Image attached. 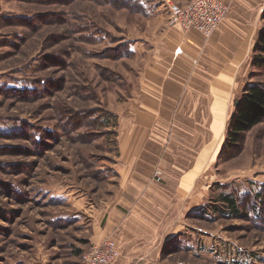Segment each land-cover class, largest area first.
I'll return each instance as SVG.
<instances>
[{
  "label": "rangeland",
  "instance_id": "obj_1",
  "mask_svg": "<svg viewBox=\"0 0 264 264\" xmlns=\"http://www.w3.org/2000/svg\"><path fill=\"white\" fill-rule=\"evenodd\" d=\"M169 2L188 1L0 0V264H80L99 243L94 213L117 182L121 106L137 79L131 41ZM258 45L246 85H264ZM241 144L215 156L202 215L185 216L162 264H264V122ZM220 195L248 218L203 211L222 208Z\"/></svg>",
  "mask_w": 264,
  "mask_h": 264
},
{
  "label": "crops",
  "instance_id": "obj_2",
  "mask_svg": "<svg viewBox=\"0 0 264 264\" xmlns=\"http://www.w3.org/2000/svg\"><path fill=\"white\" fill-rule=\"evenodd\" d=\"M226 1L229 15L209 38L171 27L164 14L144 17L131 39L137 79L121 106L117 182L94 213L91 234V243H118L114 264L164 263L167 243L208 197L202 184L226 142L263 32L261 2Z\"/></svg>",
  "mask_w": 264,
  "mask_h": 264
},
{
  "label": "built area",
  "instance_id": "obj_3",
  "mask_svg": "<svg viewBox=\"0 0 264 264\" xmlns=\"http://www.w3.org/2000/svg\"><path fill=\"white\" fill-rule=\"evenodd\" d=\"M169 24L187 33L197 31L205 37H211L226 20L229 6L224 0H188L182 6L179 3L167 4ZM158 181L162 172L156 173ZM120 256L118 243L106 239L91 245L81 256V264H114Z\"/></svg>",
  "mask_w": 264,
  "mask_h": 264
},
{
  "label": "trees",
  "instance_id": "obj_4",
  "mask_svg": "<svg viewBox=\"0 0 264 264\" xmlns=\"http://www.w3.org/2000/svg\"><path fill=\"white\" fill-rule=\"evenodd\" d=\"M258 49L260 54L264 57V31L261 33L259 38ZM258 59L255 66L258 68H264V58ZM236 114L232 119L226 138V150L231 148L241 147V143L245 135L256 126L264 122V85H246L240 98L235 101ZM217 201V200H216ZM218 202L221 207L211 206L209 203L205 204L203 211L211 213L212 216L217 213L226 214L228 216H236L246 218L245 210L241 209V205L238 200L234 199V196L220 195ZM201 208V209H202ZM247 211H250L248 209ZM202 213L198 212L197 217H201ZM248 218V217H247Z\"/></svg>",
  "mask_w": 264,
  "mask_h": 264
}]
</instances>
